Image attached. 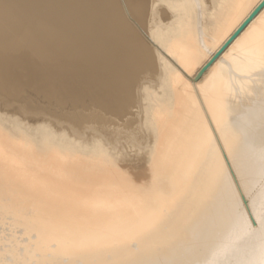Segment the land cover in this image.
<instances>
[{"label":"bare ground","instance_id":"6f19581e","mask_svg":"<svg viewBox=\"0 0 264 264\" xmlns=\"http://www.w3.org/2000/svg\"><path fill=\"white\" fill-rule=\"evenodd\" d=\"M52 1L18 5L32 57L0 56L3 100L132 103L155 178L0 97V264H264V8L197 78L262 0Z\"/></svg>","mask_w":264,"mask_h":264},{"label":"rangeland","instance_id":"374dc122","mask_svg":"<svg viewBox=\"0 0 264 264\" xmlns=\"http://www.w3.org/2000/svg\"><path fill=\"white\" fill-rule=\"evenodd\" d=\"M23 1L0 0V10L2 13L3 11L6 13L5 22L0 25V56L3 55V57L6 56L10 59L14 58L13 60L21 62L32 57L25 41L26 34L32 31H27L25 28L34 27V23L26 18L22 22L24 28L22 25V27H18L14 23L19 13L17 9L18 5ZM42 1L45 4L46 12L39 19L47 21L52 17L50 6H52L53 1ZM7 9L10 13H8ZM126 15L132 22V16L128 12ZM2 96L0 94L2 98V101H0L7 105L8 110L5 112L2 111L3 113H8L21 120L23 119L24 121H22L29 125H47L54 133L58 135L64 134L69 139L81 142L84 145L90 146L94 142L99 141L106 149L109 147V153L118 155L119 159L117 162L120 169L129 175L135 188L146 191L152 187L155 178L154 170L145 162L142 154L132 151V136L134 135L132 133L138 132L140 124L142 123L140 117L133 114L136 108H132V103L127 113L123 114L122 116L124 117H122L109 112L107 113V111L98 105L90 102H87L86 105L83 103L82 106L79 105L78 107L71 105L58 106L47 103L37 95L29 92H24L18 98L12 99V101L9 98L3 100L5 96ZM135 106L137 107V104ZM9 109L12 110L10 111Z\"/></svg>","mask_w":264,"mask_h":264},{"label":"water","instance_id":"95a60500","mask_svg":"<svg viewBox=\"0 0 264 264\" xmlns=\"http://www.w3.org/2000/svg\"><path fill=\"white\" fill-rule=\"evenodd\" d=\"M264 8V0L255 8L250 16L242 23V25L236 30V32L228 39V41L221 47V49L211 58V60L201 69L197 78H199L221 55V53L233 42V40L244 30V28L258 15V13Z\"/></svg>","mask_w":264,"mask_h":264}]
</instances>
